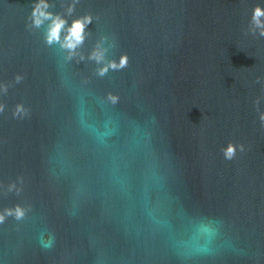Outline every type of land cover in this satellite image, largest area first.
<instances>
[{
  "label": "water",
  "instance_id": "95a60500",
  "mask_svg": "<svg viewBox=\"0 0 264 264\" xmlns=\"http://www.w3.org/2000/svg\"><path fill=\"white\" fill-rule=\"evenodd\" d=\"M35 2L0 0V264H264V0H46L92 16L71 58Z\"/></svg>",
  "mask_w": 264,
  "mask_h": 264
},
{
  "label": "clouds",
  "instance_id": "9594fccd",
  "mask_svg": "<svg viewBox=\"0 0 264 264\" xmlns=\"http://www.w3.org/2000/svg\"><path fill=\"white\" fill-rule=\"evenodd\" d=\"M73 4H69L67 7V13L70 15L73 11ZM49 8V4L46 0H37L32 5L30 19L32 25L34 27H40L45 21H50L48 28L45 34V41L47 44L51 45L53 43H59L62 49H66L68 51L69 57L74 54L75 49L83 43L84 40V29L85 27L92 22L91 14H85L84 16L78 17L71 22V25L66 29V35L61 39V32L65 31V25L67 21L62 18L59 14H53L47 9ZM251 24L254 28L259 29V35L264 36V7L260 5H255L252 8L251 13ZM90 59H94L97 62H101L104 58L103 50L97 49L94 50L90 57ZM128 66V56L127 54H122L119 62L109 61L103 67L98 69V74L103 76L109 68L113 70H119L126 68ZM21 75H16L14 77L15 81L19 83L22 80ZM4 92L7 93V85L4 86ZM108 100L115 104L118 101V97L112 94H108ZM254 103L258 104V101ZM5 105L0 104V113L4 112ZM27 114V109L23 104L18 103L15 105L14 110L12 111L13 117H23ZM259 120L261 122V126L264 127V112L259 113ZM237 148L241 152L244 151V145L238 144L234 145L229 142L226 148H223L222 154L226 160H231L236 155ZM10 190L15 185H10ZM5 216H13L16 220H21L25 216V209L19 205L14 206L13 208H5L3 214H0V223H3Z\"/></svg>",
  "mask_w": 264,
  "mask_h": 264
}]
</instances>
